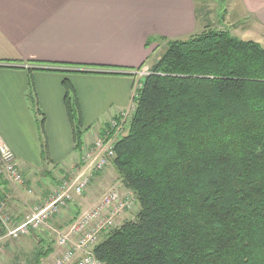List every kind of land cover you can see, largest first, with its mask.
Listing matches in <instances>:
<instances>
[{"label":"trees","instance_id":"obj_1","mask_svg":"<svg viewBox=\"0 0 264 264\" xmlns=\"http://www.w3.org/2000/svg\"><path fill=\"white\" fill-rule=\"evenodd\" d=\"M63 90L80 155L86 130L66 82ZM132 102L111 166L137 210L105 234L95 259L264 264V47L209 25L167 41ZM51 253L37 249L33 264Z\"/></svg>","mask_w":264,"mask_h":264},{"label":"crops","instance_id":"obj_2","mask_svg":"<svg viewBox=\"0 0 264 264\" xmlns=\"http://www.w3.org/2000/svg\"><path fill=\"white\" fill-rule=\"evenodd\" d=\"M194 1L0 0V136L25 180L45 176L50 168H71L77 161L63 82L70 86L82 130H87L84 147L103 130L90 133L95 125L105 127L133 105L136 75L155 62L149 65L150 45L198 34ZM232 7L237 39L251 38L254 31L264 34V0H232ZM33 98L36 118L30 108ZM34 192L31 197L39 199ZM1 199L7 203L10 198ZM18 199L5 207L19 217V224L29 214L21 217ZM75 201L68 208L83 212V203Z\"/></svg>","mask_w":264,"mask_h":264},{"label":"rangeland","instance_id":"obj_3","mask_svg":"<svg viewBox=\"0 0 264 264\" xmlns=\"http://www.w3.org/2000/svg\"><path fill=\"white\" fill-rule=\"evenodd\" d=\"M194 2L197 10L196 18L199 21L201 27L200 30L196 27V31L198 34V31H201L204 26L209 25L211 29L225 30L228 31L230 35L235 37L234 28L236 25H234L235 23H233L234 7H232V0H195ZM237 27V29H239V26ZM254 32H252L254 34V38H252L253 36H250L251 38H241V40L254 42L257 41L263 44L264 34L257 31ZM189 37L190 36L188 35L181 36L180 38H177L175 40L185 41ZM259 39H261L263 43ZM165 48L166 41H157L155 45H150L149 65L152 64V62L156 60L165 51ZM149 68L147 66L146 69L142 70L141 72H139L138 75H136L137 82L135 85V90L140 88L143 80L149 73ZM34 101L36 100L33 98L30 102V108L33 111V114H35L36 118L37 106ZM103 128L104 126L102 124H97L90 130V133L100 131ZM82 131H84V129ZM77 155L78 154L75 155L76 160H78L79 156ZM76 164L77 163L74 162L71 168H46L50 171L47 173L50 174L51 178L50 176H46V173L45 176L42 174L36 176L33 175L34 177L30 176L28 180H25V178H23V181L21 183L11 184L6 181L8 184L5 189L6 192L0 194L4 196L8 195L10 199L7 203L4 202L3 199L0 200V204H2V207L0 208V213L5 216V218L11 216V218L15 221L16 215L8 214V206L6 208L5 203L9 204V202L13 201L14 198H19L18 202L22 205L21 207L16 205V207L20 212L19 214L24 219L25 215L30 214L33 208L40 206L46 199H48L52 192H54L62 182L68 181L71 178L70 176H76L78 172H74L73 169L77 166ZM46 169L44 168V171ZM112 190L118 191L120 195L122 193H125V190L121 186L120 179L118 178L112 166H110L102 173L94 174L88 184L87 189L83 192V194L81 196L71 195V201L68 202L69 204L63 210L58 211V213L54 215L42 228L33 231L30 233L29 236L21 237L18 240L13 241L6 239L4 241V243H6H3V246L0 251V264H33L34 254L36 250L41 247L42 250L50 248V250L52 251V254H50L47 258L43 259L41 261V264H56L58 259L62 257L63 252L65 251V248H60L58 245L60 236L68 233L72 225H74L78 220H80V218L84 214L91 212L107 195V193ZM30 191L39 192V199H36V197H31ZM77 199H79V201L83 203V212H80L79 210L76 213L74 209H72V207L68 208V206L72 205L73 202L76 203L75 200ZM92 203L96 204L91 207ZM134 206L135 208L127 210L123 212V214H121V216L117 219L115 223V228L119 227L124 221L134 219V215L137 210V205L135 204ZM18 218L19 217H17L16 221H18ZM103 233L104 232H102L101 234ZM101 234L99 235V242H101L105 236V234L103 236ZM77 240V236H72L67 244V247H74L77 243ZM73 252L76 253L74 254L73 262L76 261L75 263H77L79 260H81L83 255H81V251L78 250H75Z\"/></svg>","mask_w":264,"mask_h":264},{"label":"built area","instance_id":"obj_4","mask_svg":"<svg viewBox=\"0 0 264 264\" xmlns=\"http://www.w3.org/2000/svg\"><path fill=\"white\" fill-rule=\"evenodd\" d=\"M134 106L120 111L105 125L94 140L82 147L74 172L76 176L62 182L40 206L33 208L22 223L5 218L0 213V251L6 239L18 240L27 237L31 232L42 228L58 211L63 210L71 201V195L81 196L87 189L94 174L102 173L111 166L115 159V145L125 135L131 120ZM0 177L9 183H21L23 171L18 167L15 156L0 136ZM0 208L2 204H0ZM135 198L128 191L119 194L112 190L89 213L71 226L68 233L60 236L58 245L65 248L63 255L56 264H73V251H81L82 258L75 264H100L93 256V250L102 236L115 228L117 219L127 210L135 208ZM72 236L78 240L74 247L67 244Z\"/></svg>","mask_w":264,"mask_h":264}]
</instances>
